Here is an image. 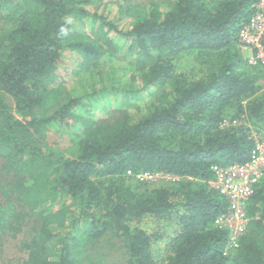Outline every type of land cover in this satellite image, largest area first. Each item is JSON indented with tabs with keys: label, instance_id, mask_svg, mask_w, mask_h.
Here are the masks:
<instances>
[{
	"label": "trees",
	"instance_id": "16d2710c",
	"mask_svg": "<svg viewBox=\"0 0 264 264\" xmlns=\"http://www.w3.org/2000/svg\"><path fill=\"white\" fill-rule=\"evenodd\" d=\"M148 1L0 0V244L24 253L8 264H264V176L235 247L211 184L264 134V64L239 46L258 0ZM68 72L93 82L74 93ZM108 94L147 100L93 114Z\"/></svg>",
	"mask_w": 264,
	"mask_h": 264
},
{
	"label": "built area",
	"instance_id": "2783aa9c",
	"mask_svg": "<svg viewBox=\"0 0 264 264\" xmlns=\"http://www.w3.org/2000/svg\"><path fill=\"white\" fill-rule=\"evenodd\" d=\"M255 5V14L239 32V42L243 49L252 51V63L264 64V0H258ZM255 139L256 147L249 160L228 166H213L216 178L211 184L225 195L230 203L229 210L220 214L216 223L229 228L231 247L238 245L239 238L247 230V203L254 192L255 184L264 176V134L256 135ZM138 177L145 178L139 174Z\"/></svg>",
	"mask_w": 264,
	"mask_h": 264
},
{
	"label": "rangeland",
	"instance_id": "374dc122",
	"mask_svg": "<svg viewBox=\"0 0 264 264\" xmlns=\"http://www.w3.org/2000/svg\"><path fill=\"white\" fill-rule=\"evenodd\" d=\"M142 2H149L148 0H139ZM74 24L78 23V20H73ZM76 31H81L83 30L82 25H78L74 27ZM239 46H241L239 44ZM242 48V46H241ZM242 52L245 55V57L248 59V61L250 63L251 62V55H252V51L249 49H243L242 48ZM195 63V61H193L188 55H185L182 57L181 63H180V67L181 68H191V66H193ZM197 64V62L195 63ZM255 64V62L253 63ZM113 65L112 63H108L107 66H111ZM108 69V68H106ZM110 70H112V68H110ZM108 75V73H106V76ZM71 73L68 72L66 74V79L69 80L68 83L73 84L71 85L70 89H73L75 87V84L77 85L74 89V93H80L81 89L83 86H88L93 82L92 80H85L84 79L82 81H79L74 84V79H71ZM108 79V78H107ZM108 82V80H107ZM108 84V83H107ZM119 100H121L123 102V97L122 96H116L114 94H108V95H103L98 101H96L93 106L91 107V111L93 112V114L97 115V116H104L106 113L107 109H111L112 107H123V108H127V109H134L137 104H140L142 101H146V98H143V96L141 98L138 99H129V102L127 103H120ZM119 105V106H118ZM50 139V143H54V146H56V148L63 150L65 152H70L72 150V142L70 140L71 135L68 132L65 131H61V130H57V132L52 133L51 136L49 137ZM148 173V174H146ZM145 176L146 179L151 178V180H156L159 179V175L153 173V172H138L136 174V176ZM141 174V175H140ZM154 177V178H152ZM156 178V179H155ZM146 223H148V221H146ZM149 225V224H148ZM12 234V233H11ZM21 241V236L18 235L16 238L12 237L11 235H9L6 239L5 242L3 243V245L0 244V264H8L9 260L13 259V258H17L20 256H24V253L22 252V250L19 247ZM110 253H111V259L112 260H116L118 259V257L116 256V253L113 252V249L110 248Z\"/></svg>",
	"mask_w": 264,
	"mask_h": 264
}]
</instances>
